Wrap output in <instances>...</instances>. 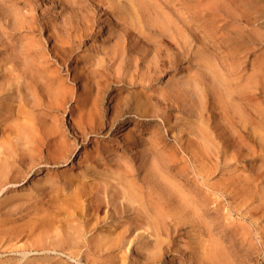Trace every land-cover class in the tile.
<instances>
[{
  "label": "bare ground",
  "instance_id": "obj_1",
  "mask_svg": "<svg viewBox=\"0 0 264 264\" xmlns=\"http://www.w3.org/2000/svg\"><path fill=\"white\" fill-rule=\"evenodd\" d=\"M1 1L3 2V0ZM103 1L107 3L108 10L104 12L107 13L110 21L105 29L97 19L88 14V5L96 6L94 0H72L70 7L63 6L59 14L61 19L59 24L68 26L65 32L57 31L56 20L49 23L50 27L47 26V23L42 24L41 32L46 30L47 36L44 38V42H41V52L37 53L38 55L34 53L32 57L30 56L28 63L25 62L24 57L20 58L19 56V64L17 63L16 68L11 69L13 74L10 75L12 78L10 82L4 81L6 76L1 74L0 93L2 90L5 93L0 96V111L5 110V112L3 111L5 115H0V148H3L7 143L9 135L13 134V138L18 140L25 138V142L31 145L27 149L37 152L35 155L39 157L42 151L46 150V157L52 164H56L59 163L56 160L63 157L64 151L68 153H66V158H69L79 143L92 144L91 150L83 153L84 163L89 164L85 165V169L92 170L93 174L97 173L95 175H99L100 180L112 177L115 180L113 184L115 191L112 196L115 195L116 199L125 204L127 209L133 210L132 220L139 224L138 227L144 228V225V231L157 241L155 234L157 225L175 222L176 219L183 216L187 217L185 209L188 208V200L193 201L192 198L195 200L200 193L197 189H186L189 186L186 185L184 168L178 165L175 151L167 147V119L161 117V122L156 125H151L148 120H142L160 116L155 110L157 107L152 102L155 105L160 104V98L161 101H166V98H169L172 93L179 91L184 95L189 94V99L193 102L195 98H198L199 102L195 104L194 111L197 117L190 125L192 129L191 132L188 129L187 135L193 136L195 139L193 141L203 149L209 147L213 139L225 137V134H218V131L221 132L218 127L220 118L225 122V127L229 128L231 135H233L232 130L237 129V131L240 130V134L237 136L239 139L245 140L249 138L250 133H253L262 140L264 107H252V100L257 102L253 98V94L233 88L229 77L223 76L221 72V66H223L221 63L223 62L219 60L225 59L229 64L227 69L232 68L233 65L230 62L236 58L237 47L231 36H217L221 26L214 23L213 20L208 21L209 14L201 8L206 4L202 0ZM227 1L232 3V0ZM233 1L243 4L244 8H253L256 3L261 2V0ZM3 13L5 14L4 19L10 17L9 12L3 11ZM244 15L247 17L249 14L245 11ZM193 20H195L193 28L196 31L201 28L200 31L196 32L189 27ZM33 25L34 21L30 27L32 28ZM33 30L32 28L31 32ZM55 30L56 34H53L52 31ZM189 31L193 32L196 38L199 37L201 44L206 50L209 48L211 53L203 52L204 56L202 53V57H200L203 62L198 64V70L193 68L192 75L185 78L181 76V72L186 70L181 67V63L186 61L187 32ZM234 35H239V33L235 32ZM86 37L93 38L95 43L103 37L105 40L101 41L99 46L91 49L92 52L86 55L84 61H80L77 57H72L73 49L80 47L83 38ZM1 52L0 62L3 63ZM123 54L127 55V60L130 58V61L134 63L133 71L136 75L132 72L134 78L130 81L120 79L117 71L115 73L110 71V68L113 67V64L110 65L114 61L113 58ZM149 55L152 57L147 59ZM104 58H107L105 66ZM137 60L143 63L141 69H137ZM170 74L171 78L164 81V76ZM176 75L180 77L176 79ZM260 97H264V95H260ZM71 100L74 101V105L68 107L70 118L66 124L73 136V143L69 145L68 149L67 147L63 149L68 146L65 140L60 141V144L56 142L57 137L66 138L59 125L57 136L51 138L47 137L48 134L39 136H41V128L45 123L42 118H45L52 110L53 115L51 116L56 119L57 112L61 109L65 112V106ZM262 101L264 102V98ZM28 106L36 111L33 116L36 123L31 125L28 122L31 125L28 128L30 129L29 133L22 132L21 134L20 128L25 126L23 124L27 120L25 108ZM248 106L257 109L256 114H252ZM247 124L250 126L251 132H248ZM126 127L129 129L125 131ZM139 128L149 130L150 137L154 141L157 140L154 146L160 148L158 156H156L158 150L151 147L139 152L140 158L146 155V158L150 159L143 182H139L138 168H133L130 163V160L135 157L132 155L135 138L132 139L131 133ZM52 129L54 131V128ZM100 135H110L113 138L114 146L117 148L121 146L128 152L126 158L129 163L127 165L120 163L112 165L107 160L105 154L108 155L109 150L115 148L106 147L104 151L98 149L91 136ZM184 136L181 134L180 139H183ZM36 139L40 142H36ZM31 141L36 142V145H32ZM0 155L5 157V159L2 158L4 161L10 158V155L3 150ZM11 156L14 155L11 153ZM17 158H12V164L23 166L28 159L29 162H32L27 167L28 171L39 163H35L36 157L31 154L27 156L25 153H21ZM8 162L11 163V161ZM92 163L96 168H102L103 171H94V167H91ZM5 167L6 165L1 170H6ZM106 172L108 173L106 174ZM21 173L22 171L19 170L14 171L4 180L3 185L15 184L20 179ZM94 179L95 177H93ZM82 180L79 178V181L64 182L65 188L60 187L61 189L55 195H50V193L44 195L45 188L36 190L37 195L41 194L47 197L46 199L41 198V195L37 199L32 197V191L22 193L17 198L14 196V201H11L10 198L8 210L7 206H4L7 211L1 214L0 225H6L3 235L7 236L8 241L13 238H24L27 243V240H30L32 236H38L43 231L47 236L53 233V235L66 234L59 238L60 244L70 251V255L75 253L76 250L73 251V249L77 248V243L74 240L76 239L74 234L81 237L85 230L88 231L91 224L90 219H96L97 211L101 205V199L94 196L99 192V183L94 181L88 183ZM3 185L0 186V189ZM109 186L111 187V185ZM50 191L52 190L50 189ZM92 194L93 196H91ZM113 203L111 202L112 205H114ZM174 203L175 205H173ZM75 205L79 207L80 213H83V219L79 225L72 224L76 220ZM173 208L182 212L184 210V213L177 215ZM9 211L8 216L19 214V218L9 220L4 216ZM80 224L81 228H79ZM124 231L125 228L118 233L117 241H120ZM207 232L206 242L208 245H201V250L203 260L210 261L211 255L214 254L212 252L217 246V239L213 237L212 230L208 229ZM30 244L32 246L35 242L31 241ZM238 260L239 258L236 257L233 261L236 263ZM227 261L226 259L224 264H227ZM17 264H31V261L24 259Z\"/></svg>",
  "mask_w": 264,
  "mask_h": 264
},
{
  "label": "rangeland",
  "instance_id": "obj_2",
  "mask_svg": "<svg viewBox=\"0 0 264 264\" xmlns=\"http://www.w3.org/2000/svg\"><path fill=\"white\" fill-rule=\"evenodd\" d=\"M71 1L3 0L0 2V51H2L1 57L4 59L3 63L0 62V76H6L4 81H11L10 75L13 74L11 69L16 68L17 63L19 64V56L20 58L24 57L25 62L28 63L34 53L39 54L41 52V42L43 43L47 36L46 30L41 32L42 24L47 23L49 26V23L56 20L58 23L56 24L57 31L59 33L65 32L68 26L59 24L61 20L59 14L63 6L70 7ZM202 1L206 3L201 8L209 14L207 16L208 21L213 20L214 23L221 26L217 36H231L237 47L236 58L230 62L233 65L232 68L227 69L229 64L225 59L219 60L223 62L221 63L223 76L229 77L233 88L247 94H253V98L258 103L252 100V107H264L262 101L264 97H260V95H264V0L256 3L253 8H244L243 4L235 3L233 0L231 4L227 0ZM94 2L96 6L88 5V14L97 19L105 29L110 22L107 13L104 12L108 10L106 8L107 3L103 0H94ZM260 10L261 12H259ZM3 11L9 12L10 17L4 19ZM245 11L249 14L247 17L244 15ZM33 21L32 28L34 30L31 32L30 24ZM194 21L189 24L190 28H193ZM193 29L195 30V28ZM198 30L200 31L201 28ZM198 30L195 31L198 32ZM52 32L56 34V30ZM235 32H238L239 35H234ZM103 40H105L104 37L95 43L93 38H83L80 47H74L72 57L84 61L86 55L92 52L90 50L99 46ZM46 46L48 47V43ZM203 52L205 54L211 53L209 48L206 50L201 44L199 37L196 38L193 32H187L186 61L181 63V67L186 70L181 72V76L186 78L192 75L191 70L193 68L198 70V64L203 62L200 59ZM151 57L149 55L147 59ZM5 59L9 60L6 61ZM113 59L114 61L110 63V65L113 64L110 71L114 73L117 71L120 79L132 80L134 76L131 73L133 72L135 75L136 73L133 71L134 63L130 61V58L127 60V55L123 54ZM103 64L104 66L107 65V58H104ZM136 64L138 65L137 69L143 67V63L139 60ZM14 73L17 72L14 71ZM177 77L180 76L176 75V79ZM168 78H171V74L164 76L163 80ZM4 93L2 90L0 96H3ZM189 98V94L184 95L181 91L172 93L169 98H166V101H161L160 98V104L155 105L152 102L157 107L155 110L160 116L142 119L148 120L151 125L161 122V117L167 119V147L175 151L178 165L184 168L186 185L189 186L186 189H197L200 193L195 200L194 198H192L193 201L188 200V208L185 209L187 217L183 216L176 219L175 222L157 225L155 233L157 241L144 231V225V228L138 227L139 224L132 220L133 210L127 209L125 204L116 199L115 195L112 196L115 191V186L113 187L115 180L112 177L100 180V176L95 175L97 173L93 174L92 170L87 171L85 169V165L89 164L84 163L83 153L91 150L92 144L79 143L69 158H66L67 152L64 151L63 157L56 160L59 163L52 164L46 157V150H43L39 157L35 155L37 152H31L27 149L31 145L25 142V138L18 140L13 138V134L9 135L7 143L4 144L3 148H0V152L3 150L10 155V158L5 160L6 162L3 160L5 157L0 155V186L14 171L19 170L22 173L18 182L3 185L0 189V220L1 214L8 210V203L14 201V196L17 198L22 193L32 191V197L37 199L41 194L37 195L36 190L41 188H45L44 195L47 193L55 195L61 189L60 187L65 188L64 182L79 181V178L82 180L83 177H86L82 180L84 182L99 183V192H95L97 194L94 196L101 199V205L97 211L96 219H90L91 224L87 229L88 231L85 230L81 237L74 234L77 248L73 249L76 251L71 255L70 251L66 250L59 241V238L66 234L53 235V233L47 236L43 231L38 236H32L30 240H27V243H25L24 238H13L8 241L7 236L3 235L6 225H0V264H17L24 259H29L31 264H224L226 259L228 260L227 264H264V135L262 140L253 133H250L249 138L245 140L239 139L237 136L240 134V130L233 129V135H231L229 128L225 127V122L220 118L218 127L221 132L218 131V134H225V137L213 139L209 147L203 149L193 141L195 140L193 136L187 135L188 129L190 132L192 129L190 125L196 120L195 104L199 102L198 98H195L194 102ZM73 105L74 101L71 100L65 106V112L61 109L57 114L54 113L57 116L56 119L52 118L53 111L50 110L49 114L42 118L45 123L43 124L44 127L41 128V136L39 137L45 134H48L47 137L50 138L57 136L59 125L66 138L57 137L56 142L60 144L65 140L68 146L63 149L66 147L68 149L69 145L73 143V136L66 122L70 118L68 107ZM30 106L25 108L27 120L23 123L25 126L20 128L21 134L22 132L29 133V123L31 125L36 123L33 118L36 111ZM252 107L248 106L252 114H256L257 109ZM3 111L5 112V110ZM3 111H0L2 116L5 115ZM246 127L248 132H251L248 124ZM129 128L131 130V126ZM129 128L126 127L124 130ZM181 134L185 135L183 139H180ZM100 136H91L98 149L104 151L106 147L115 148L114 150L110 149L108 155L105 154L107 160L112 165L116 163L127 165L129 163L126 158L128 152L121 146V149L114 146L113 138L110 135ZM150 136V131L143 130V128L131 133L132 139L135 138V147L132 148V155L135 157L130 160V163L133 168L139 170V182L145 181L143 179H145V171L150 161L146 155L140 158L139 152L151 147L158 150L156 154L158 156L160 150L159 146H154L157 140L154 141ZM38 139L36 142L39 143ZM41 141H43L42 138ZM30 143L36 145L34 141ZM104 145L105 147H103ZM9 150L10 153H8ZM11 153L14 156H11ZM21 153H25L27 156L29 154L34 155L36 157L35 163H39L35 164V167H32L30 171L27 170V167L32 164L29 159L23 165L24 168L12 164V158L18 159L17 157ZM4 165H6V170H1ZM92 165L94 171H103L102 168H96L95 164L92 163ZM24 175L25 178L22 177ZM93 177H95L94 180ZM17 193L18 195H16ZM43 197L41 195V198ZM111 202H114V205ZM4 206H7V210ZM74 210L76 220L72 224L79 225L82 222L83 213H80L77 205L74 206ZM175 212L178 215L184 213V210L183 212L181 210ZM6 214L4 216L9 220L19 218V214L8 216L10 211ZM66 218L68 217L66 216ZM4 223L7 222L4 221ZM79 228H81V224ZM124 228L125 231L120 237V241H117L118 233ZM208 229L212 230L213 237L217 239V246L212 252L214 254L211 255V262L203 260L201 250V245H208L206 242ZM31 241L35 242L32 246ZM23 254L25 255L23 256ZM236 257L239 260L235 263L233 260Z\"/></svg>",
  "mask_w": 264,
  "mask_h": 264
}]
</instances>
